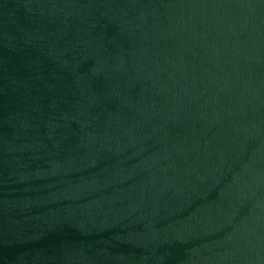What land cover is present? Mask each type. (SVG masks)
<instances>
[{"label":"water","instance_id":"95a60500","mask_svg":"<svg viewBox=\"0 0 264 264\" xmlns=\"http://www.w3.org/2000/svg\"><path fill=\"white\" fill-rule=\"evenodd\" d=\"M0 264H264V0H0Z\"/></svg>","mask_w":264,"mask_h":264}]
</instances>
